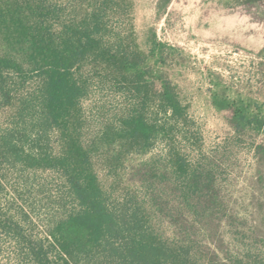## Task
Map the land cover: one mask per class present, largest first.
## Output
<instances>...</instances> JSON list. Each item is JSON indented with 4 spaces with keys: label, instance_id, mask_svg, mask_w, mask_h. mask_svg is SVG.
I'll list each match as a JSON object with an SVG mask.
<instances>
[{
    "label": "trees",
    "instance_id": "1",
    "mask_svg": "<svg viewBox=\"0 0 264 264\" xmlns=\"http://www.w3.org/2000/svg\"><path fill=\"white\" fill-rule=\"evenodd\" d=\"M66 3L0 0V108L12 111L0 125V168L52 171L69 205L42 237H32L22 226L24 210L3 209L0 178V234L19 260L264 264L259 239L246 241L249 234L228 209L221 164L231 146H248L255 177L264 180V116L216 89L213 103L232 133L215 148L219 157L204 152L174 84L150 67L151 60L162 62L156 35L143 50L112 32L110 16L124 14L129 3ZM207 18L211 40L264 51V0H239ZM95 83L121 95L124 104L116 120L85 140L82 102ZM98 163L114 182L121 172L128 175L131 183L116 198L101 182Z\"/></svg>",
    "mask_w": 264,
    "mask_h": 264
},
{
    "label": "rangeland",
    "instance_id": "2",
    "mask_svg": "<svg viewBox=\"0 0 264 264\" xmlns=\"http://www.w3.org/2000/svg\"><path fill=\"white\" fill-rule=\"evenodd\" d=\"M55 1L65 5L68 0ZM126 1L129 5L124 14L110 16L112 32L132 38L143 50L147 49L149 36L156 35L161 43L162 62L151 60L150 67L159 69L174 84L180 100L187 106L191 129L197 133L202 150L219 157L215 148L232 131L213 103L216 89L246 104L250 113L264 116V51L232 48L207 37L208 15H216L239 0ZM123 104L121 95L95 83L82 102L86 117L84 139H92L106 121L116 120ZM11 112L0 108L1 127L8 124ZM221 160L225 167L223 193L228 209L236 213L239 225L250 235L246 241L259 239L258 243L264 247V180L255 177L253 152L248 146H231ZM96 170L105 188L113 190L114 198L125 184L131 183L125 172L119 175L121 182L116 179L114 182V175L101 164H97ZM0 178L4 183L3 209L17 215L24 210L28 217L22 226L32 237H42L47 223L69 209L68 203L61 199L60 179L52 171L34 172L6 165L0 168ZM161 227L168 231L167 223L162 222ZM15 251L11 240L0 234V264H25Z\"/></svg>",
    "mask_w": 264,
    "mask_h": 264
}]
</instances>
